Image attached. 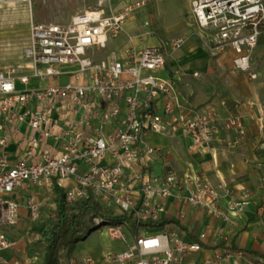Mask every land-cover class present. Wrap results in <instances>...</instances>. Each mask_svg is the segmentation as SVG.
I'll use <instances>...</instances> for the list:
<instances>
[{
  "label": "built area",
  "instance_id": "2783aa9c",
  "mask_svg": "<svg viewBox=\"0 0 264 264\" xmlns=\"http://www.w3.org/2000/svg\"><path fill=\"white\" fill-rule=\"evenodd\" d=\"M148 3L124 2L112 10L99 0L98 7L67 23L31 20L24 64L0 69V264H29L22 257L28 256L25 246L5 228L22 218L29 226L52 210L55 184L66 202L90 198L111 217L119 216L92 220L113 224L108 231L124 243L123 250L72 257L64 264H233L229 250L211 246L229 243L247 195L208 181L194 168L178 172L162 146L144 143L148 134L163 133L171 123L193 145L212 149L218 112L207 107L191 115L177 89L180 72L168 78L156 74L184 38L159 39L142 17L121 50L106 59L96 56ZM191 11L202 46L212 54L230 52L233 68L254 79L251 57L264 35V0H192ZM152 37L156 44L148 42ZM61 77L68 80L60 82ZM241 103L257 106L252 99L236 104ZM219 104L227 107L225 100ZM256 119L262 127L264 110ZM223 127L233 131L232 145L246 137L239 113L226 117ZM189 209L197 213L192 226L186 221ZM166 218L178 223L152 224ZM34 237L26 230L25 244ZM205 250L210 252L202 261H190Z\"/></svg>",
  "mask_w": 264,
  "mask_h": 264
},
{
  "label": "crops",
  "instance_id": "0c3cea01",
  "mask_svg": "<svg viewBox=\"0 0 264 264\" xmlns=\"http://www.w3.org/2000/svg\"><path fill=\"white\" fill-rule=\"evenodd\" d=\"M142 17L143 15H138L129 19L124 26L126 32L117 37L115 41L122 39L124 46L129 43V36L140 29ZM263 40L264 35L260 38L257 46ZM132 41L138 43L135 38ZM148 42L156 44L157 39L152 37L148 39ZM215 63L207 49L200 45L196 38L190 37L183 42L180 48L169 51L164 68L156 71V74L162 78H168L174 71L180 72L181 78L177 83V89L187 99L190 114L191 112L195 114L207 107L218 112L220 118L215 120L217 133L212 142V149L193 145L190 138L182 134L180 129L171 123H167L166 131L163 133L148 134L144 143L162 146L166 152L165 159L180 173L194 168L200 172L203 178L214 184L226 186L238 194L245 193L248 197L247 205L243 213L238 216L235 231L230 235L229 240L240 248L264 253V230L257 227L256 223L257 215L260 214L264 201L257 202L255 199L260 197L252 195L261 193L264 186V141H261L263 139L259 141L258 136L253 137L250 127L253 121L256 122L258 101L252 95L243 98L217 95L213 80H211ZM240 77L245 82L244 77L241 75ZM245 99L254 100L257 105L256 109L254 110L246 104H236ZM220 100L226 101V108L219 104ZM232 113L241 114L246 125V137L237 145L231 144L233 131L223 127L225 118ZM155 169L158 171L159 167L155 166ZM169 208L170 212L174 211L172 204L169 205ZM195 215L197 216V213L189 209L186 221L190 226L196 223ZM202 220H204V216L199 218V221ZM214 222L216 229L222 228L218 220ZM197 230L192 229V234H195ZM123 245L120 250L124 249ZM209 250L192 255L190 261H202L203 257L210 252ZM229 252L233 264H264V258H259L256 255L235 250H229Z\"/></svg>",
  "mask_w": 264,
  "mask_h": 264
},
{
  "label": "rangeland",
  "instance_id": "374dc122",
  "mask_svg": "<svg viewBox=\"0 0 264 264\" xmlns=\"http://www.w3.org/2000/svg\"><path fill=\"white\" fill-rule=\"evenodd\" d=\"M14 1V0H12ZM135 0H105L106 5L112 10H117L124 2ZM192 0H149L148 7L142 11V15L148 18L152 30L159 39L183 37L184 41L190 37L196 38L197 24L191 11ZM99 6V0H31L30 3H8L0 0V69L4 66L24 64L25 48L29 44V24L31 20L40 23H67L71 17L87 9ZM109 9V8H108ZM106 9V12L110 11ZM140 16V14H139ZM126 26V24L124 25ZM126 28V27H124ZM117 39V38H116ZM198 43L202 45L199 41ZM124 46V41L109 39L107 47L97 53V59H106L112 51H119ZM211 59L214 60V73L211 77L216 94L221 96L246 97L255 96L258 101L257 117L264 110V40L254 48L251 57L252 71L256 73L255 79H250L248 74L236 71L232 66L230 52L212 54L208 49ZM240 75L244 77L245 82ZM67 81V77L58 79ZM246 83V84H245ZM195 109V108H194ZM193 112H191V115ZM256 117V118H257ZM256 119L250 124L251 134L264 141V122ZM262 137V138H260ZM261 193H253L264 201V186ZM257 227L264 230V206L257 215ZM113 224H102L88 235L79 240L75 237V243H62L56 251L58 264H64L69 258H83L90 256L98 258L111 252L119 251L123 242L115 238L108 228ZM26 219L19 220L18 224L5 230L13 238L17 239L20 246H25ZM121 241V242H120ZM124 246V245H123ZM37 254V253H36ZM12 257V256H8ZM32 264L37 256H22Z\"/></svg>",
  "mask_w": 264,
  "mask_h": 264
},
{
  "label": "trees",
  "instance_id": "16d2710c",
  "mask_svg": "<svg viewBox=\"0 0 264 264\" xmlns=\"http://www.w3.org/2000/svg\"><path fill=\"white\" fill-rule=\"evenodd\" d=\"M53 200L55 207L48 212L43 211L40 217L27 227L28 234H37V237H34L32 241L25 245L28 256H37L32 264H58L56 251L62 243L67 242L71 246L76 242L75 237L79 240L87 230H90V233L99 226L95 225L92 220L94 215H100L103 219L111 221L119 219V216L111 217L107 209H100L99 203L90 198H79L66 202L63 190L56 184L53 186ZM107 221L103 223H107ZM166 223H178V221L175 218H166L152 222L153 225ZM221 246H224L227 250H235L264 258V253L253 249L240 248L234 245L232 241L228 244L219 241L211 247Z\"/></svg>",
  "mask_w": 264,
  "mask_h": 264
},
{
  "label": "water",
  "instance_id": "95a60500",
  "mask_svg": "<svg viewBox=\"0 0 264 264\" xmlns=\"http://www.w3.org/2000/svg\"><path fill=\"white\" fill-rule=\"evenodd\" d=\"M149 110H152V103H150ZM90 231V230H89ZM89 231L87 233H89Z\"/></svg>",
  "mask_w": 264,
  "mask_h": 264
},
{
  "label": "bare ground",
  "instance_id": "6f19581e",
  "mask_svg": "<svg viewBox=\"0 0 264 264\" xmlns=\"http://www.w3.org/2000/svg\"><path fill=\"white\" fill-rule=\"evenodd\" d=\"M7 2H8V3H14V1H12V0H7Z\"/></svg>",
  "mask_w": 264,
  "mask_h": 264
}]
</instances>
